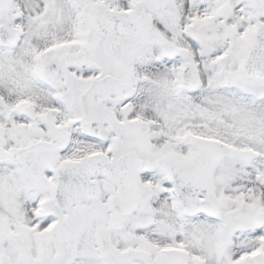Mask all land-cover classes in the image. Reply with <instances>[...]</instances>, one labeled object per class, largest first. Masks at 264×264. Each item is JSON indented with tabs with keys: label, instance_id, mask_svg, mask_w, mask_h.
<instances>
[{
	"label": "snow or ice",
	"instance_id": "obj_1",
	"mask_svg": "<svg viewBox=\"0 0 264 264\" xmlns=\"http://www.w3.org/2000/svg\"><path fill=\"white\" fill-rule=\"evenodd\" d=\"M0 264H264V0H0Z\"/></svg>",
	"mask_w": 264,
	"mask_h": 264
}]
</instances>
